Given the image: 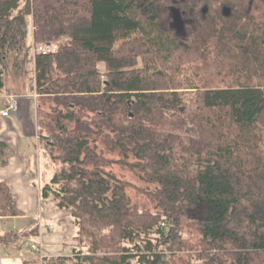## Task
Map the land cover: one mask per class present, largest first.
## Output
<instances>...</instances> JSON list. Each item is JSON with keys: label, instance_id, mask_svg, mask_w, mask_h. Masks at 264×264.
Returning a JSON list of instances; mask_svg holds the SVG:
<instances>
[{"label": "trees", "instance_id": "obj_1", "mask_svg": "<svg viewBox=\"0 0 264 264\" xmlns=\"http://www.w3.org/2000/svg\"><path fill=\"white\" fill-rule=\"evenodd\" d=\"M187 1L195 23L179 37L152 0H0V95L8 70L26 85L30 20L35 45L58 44L34 57L39 135L60 164L41 196L70 210L79 236L42 264H169L201 203L215 210L199 222L212 260L264 264V0ZM11 153L0 141L3 166ZM116 165L156 185L158 210L132 203ZM21 214L0 176V216Z\"/></svg>", "mask_w": 264, "mask_h": 264}, {"label": "crops", "instance_id": "obj_2", "mask_svg": "<svg viewBox=\"0 0 264 264\" xmlns=\"http://www.w3.org/2000/svg\"><path fill=\"white\" fill-rule=\"evenodd\" d=\"M28 28V57L34 70L31 20ZM32 78V84L25 85L22 91H17L21 81L14 78L7 91L0 95V110L5 107L8 96L19 97V110L8 117L0 116V141L12 150L8 163L5 166L0 163V176L8 181L16 205L22 211L18 216H0V236L32 226H37L38 234L34 238L20 237L0 244V264H42L41 259L46 256H69L78 243L79 227L73 224L70 210L58 209L52 197L41 196L43 185L54 173L43 175L42 165L47 168L48 155L38 130L34 73ZM33 244L38 246V251L31 249Z\"/></svg>", "mask_w": 264, "mask_h": 264}, {"label": "rangeland", "instance_id": "obj_3", "mask_svg": "<svg viewBox=\"0 0 264 264\" xmlns=\"http://www.w3.org/2000/svg\"><path fill=\"white\" fill-rule=\"evenodd\" d=\"M154 2L155 11L158 14L160 19V26L163 29H170L176 35V30L171 28L173 18L171 14V8H177L176 4L182 3V0H152ZM142 11L143 14L147 17L150 13V5L147 1H142ZM226 10V15H229V9L224 8ZM183 15V14H182ZM188 16H183L182 20H186L189 18ZM191 25L185 24L184 33L186 34L190 29ZM182 37V36H181ZM67 38H63L60 42H65ZM104 69V66L101 65ZM32 64L29 57H27L26 62V85H30L33 82L32 73ZM177 77V76H176ZM15 78V75L11 70H8L5 74V89L7 91V87L11 84L12 80ZM175 80V79H174ZM188 98H192L191 100L194 102L195 95L193 93H188ZM261 124H264V114L261 117ZM48 155V154H47ZM109 158H118V155L106 153ZM48 164L47 168H45V164L42 165L43 175L45 172H49L53 174L60 166L58 161H53L52 158L48 155ZM114 172L123 180L129 183L127 188V194L131 198L132 203L136 204L138 209L140 210H149L155 212L156 210V202L153 200V193L156 188V185L146 181L142 178L138 171L132 170L125 166L116 165L113 167ZM215 214L214 207L210 204L201 203L195 209L189 210L185 217L182 220V225L180 226V235L181 241L184 242L183 245H179L173 249L171 254L168 256L169 264H228L232 259L226 254V252L222 251L219 253V256L214 257L209 253V249H207L206 244L202 240V236L200 233V220L205 218L212 217ZM78 245V243H77ZM229 251L234 252L235 249L231 248L230 245L227 246ZM214 252H212L213 254ZM209 255H211L209 257ZM222 262V263H221Z\"/></svg>", "mask_w": 264, "mask_h": 264}, {"label": "built area", "instance_id": "obj_4", "mask_svg": "<svg viewBox=\"0 0 264 264\" xmlns=\"http://www.w3.org/2000/svg\"><path fill=\"white\" fill-rule=\"evenodd\" d=\"M58 47L57 43H49V44H41L35 45L32 44V52L35 54L37 53H49L51 51H55ZM19 110V97L16 95H10L7 97L5 102V107L0 110V116L8 117L11 113L17 112ZM50 229H53V225H50ZM33 251H38V246L33 244L31 246Z\"/></svg>", "mask_w": 264, "mask_h": 264}, {"label": "water", "instance_id": "obj_5", "mask_svg": "<svg viewBox=\"0 0 264 264\" xmlns=\"http://www.w3.org/2000/svg\"><path fill=\"white\" fill-rule=\"evenodd\" d=\"M172 17H173V22H172L171 28L176 30L177 36L184 37L185 36V33H184L185 21L182 20V16L180 12L178 11V9H174L172 11Z\"/></svg>", "mask_w": 264, "mask_h": 264}, {"label": "flooded vegetation", "instance_id": "obj_6", "mask_svg": "<svg viewBox=\"0 0 264 264\" xmlns=\"http://www.w3.org/2000/svg\"><path fill=\"white\" fill-rule=\"evenodd\" d=\"M186 4H188V1L187 0H182V3L176 4L178 7L177 8H173L172 7L171 8V14H172V11L174 9H178V11L180 12L182 18H183V16H188V13H190L189 18L187 19V17H186L185 24H187L188 26L189 25L194 26L195 20L192 17L193 11H192V9H185V8H183V6L186 5ZM223 12H224V14H226V10H223Z\"/></svg>", "mask_w": 264, "mask_h": 264}]
</instances>
